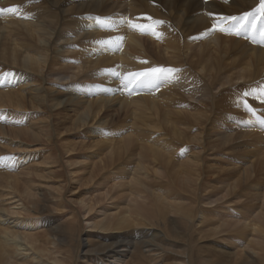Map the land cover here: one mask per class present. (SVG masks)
<instances>
[{
	"label": "bare ground",
	"instance_id": "1",
	"mask_svg": "<svg viewBox=\"0 0 264 264\" xmlns=\"http://www.w3.org/2000/svg\"><path fill=\"white\" fill-rule=\"evenodd\" d=\"M213 1L216 3H214ZM120 19H122V22H120ZM14 30H16V31H14ZM235 35L237 37H240V38L235 39L233 37ZM12 36H14L15 38ZM147 38L151 39L152 42H154L156 44L154 45L153 43H147L146 42ZM190 46L192 48H190ZM155 48L160 49V50H156ZM33 49H34V51H33ZM188 50H190V51H188ZM99 53L102 55V57L99 55ZM168 54H169V56L167 57ZM63 55H65V58H66L65 63L66 64H64L60 60V57H62ZM153 62L163 63L165 65H169L170 69L167 68L165 70V72H166L165 76L167 78V80L165 82L168 81V82L172 83L170 85H173V87H174V84H177V85H175L176 88L178 85L181 86V89L179 90L180 93H178V94H180V99L178 101L176 100V103L178 105L177 104L175 105V107L176 106L179 107V111L181 110L183 112L184 110H186L188 112H191V114L194 111H196V114L198 113L201 115V113H202V116L204 117V114L209 112V111L206 112L207 108H208V110L213 111V107L217 108L219 106V109H222V111H219V112L215 109V111H213V113H214V116L216 117V119H221V121L226 124L225 126L223 125L224 126L223 127L224 132H222V135H221V137L224 138L225 144H226V142H227V144L230 142V141H226L227 138H229V136H230V138L232 137V135H231L232 133L230 134L229 129L226 128V127H229L230 125H235V126H237L236 128L243 127V129H245L244 127L252 128V129H255L256 131L258 130V131L264 133V74H262V72L264 71V0H222V1L221 0H0V110L1 109L6 110V108H8V107H13V109L10 108V109H12L13 113L9 114L8 116H9V118L13 119V117H17V114H19L18 117H20V119H19L18 125H20L26 121V120L23 121V117L25 119H27L28 114H29V116H33V117H34V113L37 114V119L36 120H33V119L30 120L31 122H30L29 126L23 128V130H21V131H20V129H17V128H15L14 130L7 128V127H10L11 123H10V121H8L6 119V121H5L6 123H4V124H6V127L0 126V132L4 133L6 135L12 134V137L14 139H15V137H19V134L26 133V135L32 136V138L34 140H36L37 142L42 143L44 138H49L51 136V134L56 132V130H57L56 127L58 124H57V121L55 122V116H57V114L59 112L65 111L67 109L79 108L81 105L88 103L86 108L84 110L80 111L78 119H77L78 122L81 123L79 125H81V128H82L84 126L86 118H88L90 116L91 112H93L91 110H94V108H95V106L90 105L91 103L97 102V104L101 105L102 102H107V101L111 100V98L109 96H110V94H112L111 93L113 90L112 85H114L115 87L119 86L121 88H125V87L128 88V90H125V91L119 90L120 94H127V93H129L130 90L133 91L134 93L141 92V94H139V95L134 94V96H136V97L131 95L130 98L131 97L132 98L130 99V102L132 100L133 103H137V102L146 103L147 102V104H148L149 100H151L152 97L149 99V97H146L147 95L146 96H141V95L145 94L148 90L155 92L153 90V88H149L148 90H146V92H144L142 89H140L139 92H137V89L140 86L150 87L151 84H150L149 79H145V82H138L139 84L137 83V84L132 85V83L135 81V79L127 80V77L123 74H124V70L128 69L131 65H137V67H138L139 65H144V64L147 65V63L152 64ZM55 65H60L59 69L62 68L63 65H71L73 70L75 68L74 71H76V70L79 71V69H81V68L83 70L82 65H87L86 67H84L85 69L83 71V75L81 74L82 78L97 75V76H101L100 77V80H102L101 84L106 83V82L109 83V82H111V80L113 81V84H111V85H108V84L99 85V84H97V85L89 87L90 90H85L83 87L84 85L82 83H80V82L79 83H72L69 85L71 92L68 93L62 89L63 88L62 85H59L58 83H56L57 85H55V87H58V89L55 88V90H53L54 88L52 86L54 84L52 85L51 82H49L51 79H54L53 82H55V81L57 82L60 80H63V81L67 80V82H68V78L70 76H72L71 74H70V76H68L69 75L68 71H67L68 73H65V72L63 73V71L59 72L58 66L56 67ZM88 65H91V66H88ZM95 65H99V67L95 68L94 67ZM54 66L56 67L57 71L53 70ZM171 66H172V68H171ZM176 66H178L180 71H174L176 69ZM72 68H70V69H72ZM118 68H119V74H120L119 76H117ZM62 70H63V68H62ZM64 70L66 71V68ZM72 74H74V73H72ZM75 74H77V73L75 72ZM73 76H77V75H73ZM37 77H38V80H37ZM149 78H151V76H149ZM165 82H164V80L162 81V83H165ZM159 85H161V84H159ZM27 86L29 88V94L28 95L26 93V89H27L26 87ZM167 86H169V85H166L164 87H167ZM220 89H221V91L219 93V96H220V99H219V97L217 98L218 95H215L214 92H216V94H217L218 90H220ZM60 90H63V91H60ZM61 92H63L64 94L60 95ZM169 92H170V89H169ZM256 92H258V96H256ZM148 93H149V91H148ZM80 94H83L82 96L84 98L87 95L88 96L93 95L94 96L93 98L95 100L90 101L87 98L83 100V99L78 97ZM182 94H185L188 98L184 97ZM155 95H153V93H152V96H155ZM161 95L166 96L165 94H162V93H161ZM127 97H129V95ZM116 98L113 97L111 100V103H114L113 99H116ZM142 99H144V100H142ZM172 99H174V98H172ZM98 100H100V101H98ZM243 100H244V104H242ZM125 101H127V100H125ZM156 102H158V101H156ZM122 103H124V102H122ZM168 103H170V102H168ZM219 103H220V105H219ZM150 104H151L150 107H152V109L154 110V108H155L154 102L153 103L150 102ZM138 105H140V104H138ZM145 106L147 107V105H145ZM231 106H236L237 109L229 110ZM115 107H116V105H115ZM150 107H149V109H150ZM177 107L175 109H177ZM80 108L82 109L83 106H81ZM108 108H110V107H108ZM162 108H160V109H162ZM175 109H174V111H175ZM15 110H20V111H18L19 113H17ZM75 110H77V109H75ZM137 110H135V111H137ZM170 110H171V108H170ZM26 111H28V113H26ZM119 111H120V109H119ZM234 112L237 113L242 118H239L236 115H234L233 114ZM132 113H134V112L132 111ZM162 113H164V112H162ZM1 114H3V111H0V116H1ZM150 114H152L151 111H150ZM165 114H166V112H165ZM182 114H184V113H182ZM195 115H194V117H196ZM191 116L193 117V115H191ZM208 116H209V114H208ZM154 118H156V117H154ZM205 118H206V116H205ZM133 119L134 118H132L131 120H133ZM166 120H167V118H166ZM33 121H36V122H33ZM113 121H115V120H113ZM197 121H200V120L197 119ZM205 121H207V120H205ZM135 122H136V120H135ZM182 122H183V120H182ZM168 123H170V122H168ZM155 124H156V122H155ZM201 124H203V123L201 122ZM157 125H158V123H157ZM140 126H143V124H141ZM171 126H173V128H174V125H171ZM188 126L189 125H187V127ZM194 126H195V124H194ZM182 127H184V126H182ZM160 128L162 129V127H160ZM188 128H186V129H188ZM197 128H199V127H197ZM93 129H94V127H93ZM130 129H132V128L130 127L129 130ZM143 129L147 130V129H145V127ZM153 129H154V127H153ZM186 129L184 128V130H186ZM135 130L137 131L139 129L135 128ZM92 131L97 132L98 130H92ZM142 131H140V132H142ZM126 132H128V131H126ZM198 132H199V130H198ZM188 133H190V132H188ZM255 133L258 134V132H255ZM144 134L145 133H142V135H144ZM200 134H201V132H200ZM200 134H198V135H200ZM257 134L255 137H253L254 135L252 134L253 138L250 140L244 141L243 143L246 145H253V147H256L255 152H260L264 148V142H263L264 135H261V138H260V136ZM122 135H123V137H121V135H120V139H118V143H119L118 145H119L120 149L121 148L124 149L125 147H128L127 144L130 142L129 133L125 134V135L122 133ZM145 135H147L146 137H149L148 140L152 139V138H150L151 135L150 136H148V134H145ZM145 135H144V137H145ZM196 135L197 134H195V136ZM189 136H191V135L189 134ZM193 136L194 135L192 133V137ZM57 137H58V134L56 135V138ZM133 137L134 136H132V139H133ZM202 137L203 136H201V138ZM5 138L0 139V170L2 172H6V173L0 175V198H1L0 201H5V199H6V202H5L6 207L2 206L1 202H0V255L6 259V262H3L2 264H52V263L53 264H60V263L61 264H84V263L85 264H110V263H112V264H118V263L129 264L128 262L132 260V259H130L132 257H134V260H132L133 264H142L141 261H144L147 263L154 261L155 257H153V256H155L156 254L153 255V253H155V251L158 252L156 256H158V258L160 259V261H159L160 264H167L168 262L166 263V259H169V258H171L172 260L173 259L174 260H181V261L184 260V257H183V259H177L178 256L176 258L175 255L168 254L167 253L168 251L166 252V250L169 248L166 249V247H165L166 245L171 244V246H172L173 244H175V243H172V242H174V239L169 236V233H171L175 236H182V237L186 236L187 231H186V229L184 230V227L187 228V225L186 224L184 225V220L186 221L185 218L188 217V221L186 223L189 222V224H191V218L192 217H189V216H191L190 214H189V216H187V212H188L187 208H186L187 206L184 203H182L183 201L181 202V200L179 201V199L177 201V197L175 194L165 195L164 198L162 196V198H163L162 203H163V205L166 206L164 209L169 211L171 213V215L174 213L175 216L174 217L170 216V215L167 216L168 212L162 214L161 211L158 212L156 208H153L154 211H153V209L151 211L153 212L152 213L153 217L155 216V218H156L155 222H157V223L152 222L151 224H154V225L149 224L150 226L148 225L149 226L148 228H142L141 227L143 225L141 223H144L145 221H147L148 217L147 216L145 217L146 220L144 219L145 215L144 216L142 215L143 217H141V215H140L141 213H140V211H138L137 208H136L137 209L136 211L140 213L139 214L140 215L139 217H141L140 219H138V217L133 218L134 211L130 210L131 207H129V209H127V211H126V209L124 210L125 212H127V213H124L125 215L123 214L120 216L114 215L115 212H114V214H112L111 213L112 211L111 212L109 211V213H110V214L108 213L109 215L103 214L102 213L103 211L101 212V210H94L95 213H93L91 215H87L90 213L89 211L93 207H91L90 205H88V207H86V204H84V202L86 203V200L81 201L82 206H80V207L77 206V208H73L74 210L77 209V211H78V209H81V208L85 209V207H86V209H85V210H87L86 211V215H87L86 218H84L85 214H84V216H81L79 212L76 214L74 212V210L72 212V215L70 212V214L66 218H63V216L62 217L57 216L54 212H56L58 210H59L58 212H60V208L62 210V208H64L63 204H65L66 202H68V204H69L70 198H68L66 196L67 195L66 193L67 192L70 193V190H71L70 185L66 186L65 184L67 182L64 185L60 183L61 185H59V187L57 185V187L55 186L56 188H53L54 193H53V191L52 192L48 191V193L46 192L47 194H45L44 193L45 190H42L38 187H37V190H35L33 187V183L35 182L34 177H37V178L41 177V172H42V168L39 167L40 163L43 159V158H41L42 152H41V154H40V152L37 153L36 151H34V149H35L34 147H30V144L27 145L28 143L25 144L21 140H19L20 142L19 141H13L12 139L9 141H6L7 138L6 139ZM8 138H9V136H8ZM20 138H18V139H20ZM162 138H164V137H162ZM173 138L176 139L177 137L176 138L173 137ZM173 138H171V140ZM199 138H197V139H198V143L200 144L202 139L200 141ZM205 138H207V137H205ZM205 138H204V140H205ZM100 139H104V138H100ZM100 139H96V140L101 141ZM158 139L161 140V136ZM180 139L181 138H179V141H180ZM185 139L187 140V136ZM55 140H57V139H55ZM58 140H59V137H58ZM148 140H146V141H148ZM186 140H184V141L186 142ZM83 141L85 142L84 139H83ZM108 141H109V139H108ZM155 141H157V140H155ZM155 141L153 140L152 146L153 145L155 146V144H156ZM176 141L178 142V138ZM181 141H183V140H181ZM94 142H95V140H94ZM131 142L134 143V141H131ZM139 142L141 143V141H139ZM217 142H219V141H217ZM96 143H97V141H96ZM110 143H111V141H110ZM157 143H159V145L162 144L160 142H157ZM196 143H193L191 145H196ZM219 143H221V142H219ZM219 143H217V144H219ZM90 144H92V142ZM135 144H136V141H135ZM135 144H134V146H136ZM144 144H145V142H144ZM147 144H145V145H147ZM186 144H189V143H186ZM199 144H197V145L200 146ZM5 145L8 148H10L11 150L17 151L21 155L20 156L15 155L14 157H10L11 155L9 156V154H8L9 152L6 151ZM87 145H89V143ZM162 145L161 146L164 147V144H162ZM169 145H168V147H169ZM179 145H180V142H179ZM222 145H223V143H222ZM137 146H139V145L137 144ZM152 146H151V148H152ZM224 146H226V145H224ZM158 147L160 148V146H158ZM230 147L231 146H227L228 149ZM111 148L112 147H110V149ZM119 148H117V149H119ZM139 148H141V147H139ZM148 148H149V150L151 149L150 145ZM166 148L164 147L162 149L164 150ZM37 149H39V148H37ZM126 149L127 148H125V153H126ZM156 149H157V147H156ZM190 149H193V146H192V148H189L186 150L184 149L183 152L185 153V152L189 151ZM98 150L99 149H97V151ZM105 150L107 151L106 153H108V150L107 149H105ZM139 150H141V149H139ZM151 150L153 151L154 149H151ZM160 150H158V151H160ZM167 151H169V150L168 149H166V151L164 150L161 153V155L164 152L166 153ZM224 151H226V150H224ZM113 152H115V151H113ZM123 152H124V150H123ZM146 152H149V151L147 150ZM171 152H173V153H171L173 155L176 153V151H175V153H174V151H171ZM192 152H194V151H192ZM197 152L199 154V151H197ZM103 153H104V151H103ZM106 153H105V155H107ZM109 153H110V150H109ZM120 153H118V154H120ZM168 153L170 154V152H168ZM233 153H234V151H233ZM111 154L112 153H110L109 155L111 156ZM121 154H123V153H121ZM154 154H155V152H154ZM113 155H114V153H113ZM164 155L167 157V153ZM197 155H195L192 158H193V160H196L198 162V161H200L199 160L200 157ZM25 156H29V157L37 156L38 161L33 160L34 158H32V160L30 161L29 164H27L25 166H21L22 168H20L16 173H12L11 170H16L18 165H20L23 161L22 157H25ZM82 157L83 156L81 155V158ZM113 157H115V156H113ZM144 157L146 158V156H144ZM160 157H162V156H160ZM232 157L233 158L231 159V162H232V160H234V156H232ZM40 158H41V160H39ZM118 158H120V157H118ZM101 159H105V158H101ZM111 159L113 160L112 157H111ZM142 159H144V158L141 157V160ZM146 159H148V158H146ZM167 159H169V158L167 157ZM186 159L191 161V159L189 158V154H187ZM46 160H47V157H44L42 163H44ZM79 160H81V159H74V158L71 159L72 162H76ZM106 160L107 159H105V162H106ZM170 160H172V159L170 158ZM170 160L169 161L167 160L168 164H169V162L170 163L172 162ZM188 160H186L187 163L189 162ZM32 161H34V162H32ZM71 161H70V163H72ZM103 161H102V163H104ZM167 161H166V164H167ZM109 162L110 161H108V163ZM113 162H115V160ZM137 163L138 162L136 161V164ZM181 163L182 162H180L179 165H184ZM189 163H192V162H189ZM65 164H67V163H65ZM74 164H76V163H74ZM99 164H100V162H99ZM162 164H163V162H162ZM166 164H164V165H166ZM253 164H254V162H253ZM71 165H73V163ZM179 165H176V166H179ZM217 165L218 164L216 163V166ZM13 166H14V168H12ZM218 166H220V165H218ZM228 166H227V169H228ZM135 167H137V166L135 165ZM179 167H181V166H179ZM206 167H207V165H206ZM93 168H95V167H93ZM118 168L120 169V167H118ZM171 168H173V167H171ZM186 168H184V169H186ZM236 168L237 167H235L233 169H236ZM119 169H116V170H118L117 173L119 172ZM165 169H166V167H165ZM204 169H206V168H204ZM220 169H222V168H220ZM233 169H231V171ZM20 170H22V173H20ZM133 170H135V168ZM143 170H145V169H143ZM23 171H26V172L23 173ZM30 171H32L33 174H31ZM137 171H139V169ZM184 171H186V170H184ZM233 171H235V170H233ZM66 172L68 173L69 171L66 170ZM113 172H115V171H113ZM128 172H130V171L129 170L127 171V174L129 175ZM142 172H144V171H142ZM155 172H157V171H155ZM175 172H177V170ZM179 172H182V171L179 170ZM246 172H248V171H246ZM94 173L95 172H93V174ZM144 173H142V174H144ZM229 173H232V172L229 171ZM234 173H232V174H234ZM35 174H37V175L33 176ZM69 174H70V172H69ZM89 174H90V172H89ZM95 174H94V176H95ZM133 174H135L134 171H133ZM256 174H258V172L257 173L254 172L253 177H251L252 180H250V175H249L248 180L250 182L248 181L249 184H247V185L249 188L252 189V191H253V189L256 190L255 192L258 195H260L261 197H263V203L262 204H263V208H264V183H263L264 178H260V180L257 181V180H255V179H257V177H255V176H257ZM30 175H32V176H30ZM229 175H230V177L232 176L231 174H229ZM145 176H146V174H145ZM185 176L187 177V176H189V174H186ZM194 176H195V174L192 177H194ZM238 176H241V175H238ZM238 176H236V178H239ZM129 177H131V176H129ZM129 177H128V181H129V179H132ZM190 177H187V178L190 179ZM263 177H264V175H263ZM69 178H70V176H69ZM134 178H133V180L135 181L136 178L135 179ZM140 179H142V178H140ZM154 179H155V177H154ZM188 179H187V181H188ZM87 180H88V178H87ZM126 180H124V183H126L125 182ZM134 181H132V182H134ZM142 181H141V183H142ZM197 181H198V179H197ZM85 182L87 183V181H85ZM130 182L128 184V187H129V185H131ZM144 182H145V180L143 181V183ZM199 182H201V180ZM232 182H234V177L232 179ZM124 183H122V184H124ZM146 183H148V182H146ZM115 184L117 185V181ZM136 184L137 183H134L132 186L134 187ZM118 185H121V184H118ZM124 185L127 186V183ZM231 185H234V184H231ZM189 186H188V189L191 190V187L189 188ZM219 186H220V184H219ZM128 187H126V188H128ZM140 187L135 186L134 188H136V190H137V188H140ZM193 187H195V186H193ZM234 187L236 189L235 185H234ZM228 188H229V186H228ZM153 189H152V192L155 190V189L154 190ZM131 190L132 191L134 190V192H136L135 189H131ZM140 190H141V192L143 191L140 188L138 191L139 193L137 192V195L141 194L140 196H142L143 192L140 193ZM202 190H204V189H202ZM200 191L201 190L199 189V192ZM127 192H128V190H127ZM134 192H133V195L136 194V193L134 194ZM149 192L151 193V191H149ZM244 192H245V190H244ZM154 193H155V191H154ZM157 193H158V191H157ZM180 193H181V191H180ZM186 193H187V191H186ZM239 193H241V190ZM253 193H250V194L252 195ZM242 194H244V193L242 192ZM246 194H248V193H246ZM152 195H154V194H152ZM159 195H161V194H159ZM258 195H256L255 198H257V197L259 198ZM7 196H11L10 198H13L16 202L13 204H8L9 201H11V200H8ZM105 196H106V194H105ZM147 196L149 197V194ZM147 196L146 197L144 196L145 198H147V200H145V202L149 201L148 200L149 198ZM198 196H199V194H198ZM216 196H215V199H216ZM244 196H246V195L244 194ZM38 197H39V199H38ZM41 197H42V199H40ZM103 197H102V199H103ZM129 197L131 199L132 194H129L128 198ZM135 197H137V196H135ZM158 197L160 198L161 196H157V198ZM183 197H184V195H183ZM189 197H191V196H189ZM219 197H220V195H219ZM223 197L225 198V196H223ZM242 197H243V195H242ZM140 198L141 197H139V196L137 197V199H140ZM151 198L153 199L154 197H151ZM181 198L182 197H180V199ZM224 198H221V199H224ZM243 198H245V197H243ZM243 198H242V201L244 200ZM115 199H117V198H115ZM130 199L128 200L129 202L127 204H129L131 202L132 199L131 200ZM152 199L150 201H152ZM209 199H211V198H209ZM109 200H112V199H109ZM133 200H135L134 203H137L136 199H134V196H133ZM196 200H194V201H196ZM208 200H206V201H208ZM98 201H100V200H98ZM235 201H234V203H235ZM239 201H241V200L240 199L237 200V203H239ZM125 202H127V201H125ZM145 202L142 201L141 205H142V203L144 204ZM147 202H146V204H147ZM208 202L213 203V200H209ZM208 202L206 203L207 205L210 204ZM231 203L234 204L232 201L230 202V204ZM253 203H251V204H253ZM68 204L66 203V205H68ZM127 204H126V206H127ZM146 204H144L145 205L144 208L146 207ZM150 204H152V203H150ZM153 204H155V202ZM187 204H189V203L187 202ZM192 204H193V202L191 203V205ZM195 204L196 203H194V205ZM206 204H203V205H206ZM156 206L154 205V207H156ZM14 207H19V210L14 209ZM123 207L125 208V206H123ZM132 207L134 209L133 204H132ZM151 207H152V205H151ZM144 208L141 207V209H143V210H144ZM147 208L150 209V207H147ZM139 209H140V207H139ZM118 210H120V209H118ZM147 210H146V213H149V212H147ZM121 211H122V209H121ZM121 211H119V212H121ZM143 212H142V214H143ZM98 213H101L103 218L101 220H98V219L94 220L93 215H97ZM192 213H193V211L191 212V214ZM198 213L200 215L201 210H198ZM255 213H256V211H255ZM258 213H256V214H258ZM18 215H21L23 217L22 218H11L12 216H18ZM227 215H228V213H227ZM259 216H261V215H259ZM262 217H263L262 219H264V216H262ZM61 218H63V219H61ZM142 218H143L144 222H142ZM257 218H256V221H257ZM233 219H236V221H242L243 220V219L237 220V218H233ZM246 219H248V216ZM133 220H134V224L131 225L133 227L132 228L130 227L131 228L130 230H127V231L125 230V232L117 233V234L107 233L113 229L114 230H116L118 228L122 229V228H124V224L126 225L129 222H132ZM148 221H150V220H148ZM225 221L226 220H224V222ZM254 221H252V222H254ZM227 222L228 221H226L225 223H227ZM232 222H233V220H232ZM252 222L250 220L249 223L246 225L249 227V230L251 228V230L255 231L254 234L259 232L258 233V234H260L259 236H261V234H262V236L264 237V232H263L264 227L263 226L261 227V225H259V222H257L258 224L256 222H254V223H252ZM261 222H263V221H261ZM234 223H236V222H234ZM239 223H240L239 225H241L243 222H239ZM229 224L230 223L228 222V225ZM245 224H246V222H245ZM260 224L264 225L263 223H260ZM237 225H235V227ZM254 225H256V226H254ZM191 226L192 225H190L189 227H191ZM85 227H91V228L95 229L96 231L93 230L94 232L92 233L90 231L85 230ZM238 228H240V227L238 226ZM218 229H217V231H218ZM234 229H236V228H234ZM200 230H202V228ZM200 230L198 233H200ZM203 230L205 231V229H203ZM224 231H226V230H224ZM246 231H248V229L245 230V232ZM226 232H223V233H226ZM207 233H209V232H207ZM211 234H210V236H211ZM241 235H242V233H241ZM250 235H251V233H250ZM214 236H216V235H214ZM206 237L209 238L208 236H206ZM253 237H254V235H253ZM93 238H94V240H93ZM127 238H129V239H127ZM130 238H131L132 246H125V245H128L130 243ZM190 238H194V237H190ZM197 239L199 240V238H197ZM262 239H264V238H262ZM198 240L195 239V242H197ZM251 240H252V237H251ZM200 241H202L201 237H200ZM185 243H183L184 248L186 245ZM251 243H252V241H248V242L243 244L244 247L246 246V247H248V249L250 248L251 252H250V250H249V252L245 251L246 255L239 256L241 254V252L244 253V251H240L238 253L239 254L238 257H235L236 254L233 253V251H231L232 249L228 248L227 245L216 244L214 247V250L210 252L216 261L214 260L212 263L210 260L209 261L211 264H219L218 261H220V263H221V262H223V259L226 258L227 259L226 262L228 264H239L241 261L243 262V259H244L246 264H258V260H260L259 257L261 258V261L264 260V257L260 256L261 254H263V251H264L263 247L264 246L262 247L263 248L262 253H260L259 251L252 252L253 248L249 245ZM197 245H195V246H197ZM238 245H240V244L233 245V248L238 246ZM195 246L193 245L192 247H195ZM254 246L257 247L255 244H254ZM244 247L241 250L245 249ZM187 248H189V247H187ZM199 249L204 250V247L199 248ZM259 249L261 251V245H260ZM259 249H257V250H259ZM174 251L180 252V249L179 250H173V252ZM191 251H192V248H191ZM195 251L197 253L199 250L198 251L195 250ZM26 252H29V254H26ZM256 252L260 253L259 256L257 255ZM184 253L185 254H183V256L186 255V252H184ZM203 253L204 252H202V254ZM262 257H263V259H262ZM4 258H2V260ZM240 258H241V260H240ZM187 261H188V259H187ZM0 262H2V261L0 260ZM49 262H52V263H49ZM182 262H184V261H182ZM191 264H193V263H191ZM261 264H264V262Z\"/></svg>",
	"mask_w": 264,
	"mask_h": 264
},
{
	"label": "rangeland",
	"instance_id": "2",
	"mask_svg": "<svg viewBox=\"0 0 264 264\" xmlns=\"http://www.w3.org/2000/svg\"><path fill=\"white\" fill-rule=\"evenodd\" d=\"M222 1V0H221ZM214 2V1H213ZM216 3V2H214ZM66 4V3H65ZM67 5V4H66ZM123 19V18H122ZM122 19H120V22H122ZM17 30V29H16ZM14 30V31H16ZM14 37V36H12ZM235 39L237 38H240V37H237L236 35L233 36ZM8 38V37H7ZM15 38V37H14ZM244 39V38H243ZM146 42L147 43H153L154 45L156 43L152 42L151 39L147 38L146 39ZM149 48V47H148ZM190 48H192L190 46ZM150 49V48H149ZM156 50H160V49H157L155 48ZM77 50V49H76ZM34 51V49H33ZM190 51V50H188ZM99 55L102 57V55L99 53ZM169 56V54L167 55V57ZM60 60L64 63H65V55H63L62 57H60ZM88 60V59H87ZM92 60V59H91ZM149 64V65H148ZM56 67L58 66V69L60 67V65H55ZM53 67V70H56V67ZM64 66V67H63ZM62 68H60L58 71L59 72H62L63 73H68L67 75L70 76V74L72 76H70L68 78V82L67 80L63 81V80H60V81H55L53 82L54 79H51L49 82H51V84L53 85L52 87L54 88L53 90L58 89V87H55V85H57L56 83H58L59 85H62L63 86V90H65L66 92L70 93L71 92V89L69 87L70 84L72 83H82L84 86V89L85 90H90L89 87L91 86H94V85H103V84H108V85H111L113 84V81L111 80V82H106V83H102V80H100V77L101 76H97V75H94V76H88V77H85V78H82L81 76L83 75V71H84V67H86L87 65H82L83 67V70L82 68L76 71L75 68L73 70L72 66L71 65H63ZM88 66H91V65H88ZM101 66V65H100ZM95 68L99 67V65H95L94 66ZM141 67V68H140ZM66 68V71L64 70ZM72 68V69H70ZM107 68V67H106ZM169 68V65H165L163 63H155L153 62L152 64L151 63H147L144 64V65H139L137 67V65H131L128 69L124 70V74L126 77H127V80L129 79H135V81L132 83V85L134 84H137L138 82H145V79H149L150 81V84L151 86L150 87H145V86H140L138 89H137V92H139L140 89H142L144 92H146V90H148L149 88H153V90L155 92H152L151 90H148V91L141 95V96H146V97H149V99L152 97L151 100H149L148 104L147 102L144 103V102H137V103H133L132 100L130 102V96H134V94L136 95H139L141 94V92L139 93H134L133 91H129V93L127 94H120L119 93V90L120 91H125V90H128L127 87L125 88H121L119 86H114L112 85L113 87V90H112V94H110V98L112 100V98H116V99H113L114 103H111V100L110 101H107V102H102L101 105L97 104V102H93L91 103L90 105L91 106H95L94 110H91L93 112H91L90 116L88 118H86V121L84 123V126L81 128V124L80 122H78V116H79V113L81 110H84L87 106L88 103H85L81 106H83V108L81 109L80 107L79 108H75V109H67L65 111H62V112H59L57 114V116H55V122L57 121V127H56V132L51 134V136L49 138H44L43 139V142H37L36 140H34L32 138V136L30 135H26V133H21L19 134V137H15V139L12 137V134H4L2 132H0V139H4L5 137L8 139H6V141H9V140H13V141H19L21 140L22 142H24L25 144L29 145L30 144V147H34V151H36L37 153L42 152L41 154V158L44 159V157H47V160L43 162V159L40 163V166L42 168V172H41V177H34V183H33V187L35 190H37V187L42 189V190H45V194L48 193V191H53L54 193V189L53 188H56L57 185L59 187V185L61 184H65L66 182V186L70 185V193L67 192L66 196L68 198H70V201H69V204L68 202H66L68 205L63 204L64 208H60V212L56 211L54 212L57 216H63V218H66L70 212H71V215H72V212H73V208H77L82 206V203L81 201L82 200H86V203L84 202V204H86V207H88V205H90L91 207H93L89 212V214L87 215H91L94 212V210H101V212L103 214H107L109 215V211L114 214V215H117V216H120V215H123L124 213H127L125 212L124 210L126 209H129L130 210H133L134 211V214H133V218H137L140 219L141 217H143L144 215V219L146 220V216L148 217L147 218V221L144 222L143 218H142V222L144 223H141L143 224L141 227L142 228H148L152 222L154 223H157L155 222L156 218L155 216L153 217V212L151 211L153 208H156L158 212H162L163 213H166L168 212V215L167 216H175L174 213L171 215V213L169 211H167L166 209H164L166 206L163 205L162 203V200L163 198L165 197V195H169V194H175L176 197H177V201L179 199V201L181 200L182 203H184L187 207V216H189V214L191 216L189 217H192L191 218V224L186 223L188 221V217L185 218L186 221L184 220V225L186 224L187 225V228L184 227V230L186 229L187 233H186V238L185 237H182V236H175L171 233H169V236L172 237L174 239V242L172 243H175L171 246L170 245H166V252L168 254H173L176 256H178L177 259H183L184 257V262H182L181 260H172L171 258L169 259H166V263L167 264H211L215 259L214 257L211 255V251L214 250V247L216 244H222V245H227L228 248L232 249L231 251H233V253L236 254L235 257H238V253L240 251H244L241 252V254L239 256H244L246 255L245 251L249 252L250 248L248 249V247H244L243 244L248 242V241H252L251 244H249L253 249H252V252L254 251H259L260 253H262V249L264 248L263 244H264V238L261 234V236H259L260 234H258L259 232H257L256 234H254L255 231L249 230V227L246 226L249 221L251 220L254 221V222H259V225H261V227L264 225L260 224V223H263L264 224V219H262L264 216V208H263V197H261L260 195H258L253 189L249 188L247 184H249V175H250V180H252L251 177H253V174L254 172L258 174H256L257 176V179L255 180H260V178H264L263 175H264V148L263 150H261L260 152H255L256 150V147H253V145H246L244 144L243 142L244 141H247V140H250L252 139L253 137L256 136L257 133L255 132H258L257 135L260 136L261 138V135H264L263 132H260V131H256L255 129H252V128H246L244 127L245 129H243V127H240V128H236L237 126L235 125H230L229 127H226L229 129V133L232 135V137L230 138H227L226 141H230L228 144L226 142H224V138L221 137L222 135V132H224V126L226 125L224 122L221 121V119H216V117L214 116V113L213 111H215V109L219 112V111H222V109H219V106L217 108L213 107V111L211 110H208V108L206 109V114H204V117L202 116V113L201 115L200 114H196V111H192L193 113L191 114V112H188L186 110H184L183 112L180 110L179 111V107H177V109H175V105L177 104L176 103V100L178 101L180 99V89H181V86L178 85L177 88L175 87V85L177 84H174V87L173 85H170L172 83L170 82H165L167 80L166 76H165V70ZM172 68V66H171ZM170 69V68H169ZM61 70V71H60ZM68 71V72H67ZM72 71V72H71ZM74 71V72H73ZM81 71V72H80ZM174 71H180L178 66H176V69ZM75 72L77 74H75ZM74 73V74H72ZM79 73V74H78ZM82 74V75H81ZM262 74H264V71L262 72ZM73 75H77V76H73ZM119 68H118V73H117V76H119ZM80 76V77H79ZM149 76H151V78H149ZM71 79V80H70ZM37 80H38V77H37ZM164 80L165 83H162V81ZM139 84V83H138ZM161 84V85H159ZM166 85H169L167 87H164ZM170 87V88H169ZM179 87V88H178ZM26 93L27 95L29 94V88L28 86L26 87ZM167 89V90H166ZM169 89H170V92H169ZM222 89V88H221ZM220 90H218L217 94L216 92H214L215 95H218L217 98L219 97L220 99V96H219V93H220ZM63 90H60V91H63ZM159 92H158V91ZM179 91V92H178ZM164 92V93H163ZM166 92V93H165ZM177 92V93H176ZM152 93L153 95H156L155 96H152ZM155 93V94H154ZM160 93V94H159ZM162 94H165L166 96H162ZM174 95H173V94ZM64 93L61 92L60 95H63ZM159 94V95H158ZM176 94V95H175ZM83 94H80L78 97L81 98V99H88V100H95L93 97V95H90V96H86L85 98L82 96ZM125 95V96H124ZM129 95V97H127ZM179 95V96H178ZM184 97H187L185 94H182ZM113 96V97H112ZM168 96V97H167ZM173 96V97H172ZM256 96H258V92H256ZM128 99H127V98ZM136 97V96H134ZM179 97V98H178ZM93 98V99H92ZM109 98V99H110ZM119 98V99H118ZM154 98V99H153ZM174 98V99H172ZM176 98V99H175ZM188 98V97H187ZM222 98V97H221ZM121 99V100H120ZM172 101H171V100ZM127 100V101H125ZM144 100V99H142ZM100 101V100H98ZM117 101V102H116ZM158 101V102H156ZM119 102V103H118ZM124 102V103H122ZM127 102V103H126ZM150 102H154L155 104V108L154 110L152 109V107H150ZM170 102V103H168ZM111 103V104H110ZM116 103V104H115ZM144 105H143V104ZM109 104V105H108ZM120 104V105H119ZM140 104V105H138ZM242 104H244V100L242 101ZM111 105V106H110ZM114 105V106H113ZM116 105V107H115ZM118 105V106H117ZM132 105V106H131ZM147 105V107L145 106ZM161 105V106H160ZM163 105V106H162ZM178 105V104H177ZM220 105V103H219ZM168 106V107H167ZM173 106V107H172ZM110 107V108H108ZM125 107V108H124ZM150 107V109H149ZM164 109H163V108ZM13 107H8L6 108V110H0V111H3V114H1L0 116V126H5L6 127V119L8 121H10L11 125L10 127H7L11 130H14L15 128L17 129H20L23 130V128L29 126L30 124V120H36L37 119V114L34 113V117L33 116H29L28 114V117L27 119H25L23 117V121H25L24 123L18 125V122H19V119L20 117L19 114H17V117H13L12 118H9V114L13 113L12 112V109H10ZM138 110H137V109ZM162 108V109H160ZM167 108V109H166ZM171 108V110H170ZM175 111H174V109ZM112 109V110H111ZM118 109V110H117ZM120 109V111H119ZM181 109V108H180ZM237 109L236 106H231L229 110H235ZM73 110V111H72ZM111 110V111H110ZM137 110V111H135ZM140 110V111H139ZM142 110V111H141ZM145 110V111H144ZM173 110V111H172ZM178 110V111H177ZM225 110V109H224ZM17 113H19L18 111L20 110H15ZM127 111V112H126ZM132 111L134 113H132ZM149 111V112H148ZM150 111L152 112V114H150ZM156 111V112H155ZM160 111V112H159ZM113 112V113H112ZM119 112V113H118ZM132 114H131V113ZM164 112V113H162ZM166 112V114H165ZM176 112V113H175ZM26 113H28V111H26ZM162 113V114H161ZM184 113V114H182ZM211 113V114H210ZM213 113V114H212ZM130 114V115H129ZM160 114V115H159ZM165 114V115H164ZM193 115V117L191 115ZM196 114V115H195ZM209 114V116H208ZM234 115H236L237 117L239 118H242L240 117L237 113H233ZM113 115V116H112ZM137 115V116H136ZM159 115V116H158ZM194 115L196 117H194ZM132 116V117H131ZM206 116V118H205ZM58 117V118H57ZM117 117V118H116ZM123 117V118H122ZM156 117V118H154ZM164 117V118H163ZM201 119H200V118ZM104 118V119H103ZM132 118H134L133 120H131ZM167 118V120H166ZM180 118V119H179ZM204 118V119H203ZM211 120H210V119ZM17 119V120H16ZM171 119V120H170ZM183 122H182V120ZM197 119H199L200 121H197ZM115 120V121H113ZM136 120V122H135ZM204 120V121H203ZM207 120V121H205ZM17 121V122H16ZM130 121V122H129ZM185 121V122H184ZM187 121V122H186ZM195 121V122H194ZM33 122H36V121H33ZM97 122V123H96ZM156 122V124H155ZM170 122V123H168ZM199 124H198V123ZM201 122L203 124H201ZM116 123V124H115ZM130 123V124H129ZM158 123V125H157ZM160 123V124H159ZM173 123V124H172ZM177 123V124H176ZM109 124V125H108ZM141 124H143V126H140ZM195 124V126H194ZM197 124V125H196ZM101 125V126H100ZM130 125V126H129ZM134 125V126H133ZM137 125V126H136ZM161 125V126H160ZM171 125H174V128L173 126ZM176 125V126H175ZM178 125V126H177ZM187 125H189L187 127ZM199 125V126H198ZM224 125V126H223ZM127 126V127H126ZM136 126V127H135ZM171 126V127H170ZM184 126V127H182ZM203 126V127H202ZM94 127V129H93ZM131 127L132 129L129 130V128ZM142 129H141V128ZM145 127V129L147 130H144L143 128ZM154 127V129H153ZM158 127V128H157ZM162 127V129L160 128ZM196 129H195V128ZM199 127V128H197ZM210 127V128H209ZM136 129H139V130H135ZM177 128V129H176ZM184 128H188L186 130H184ZM204 128V129H203ZM212 128V129H211ZM236 128V129H235ZM59 129V130H58ZM157 129V130H156ZM171 129V130H170ZM175 129V130H174ZM190 129V130H189ZM206 129V130H205ZM210 129V130H209ZM64 130V131H63ZM92 130H98L97 132H93ZM128 132H126V131ZM132 130V131H131ZM143 130V131H142ZM155 130V131H154ZM184 130V131H183ZM199 130V132H198ZM203 130V131H202ZM222 130V131H221ZM131 131V132H130ZM134 131V132H133ZM142 131V132H140ZM147 131V132H146ZM152 131V132H151ZM158 131V132H157ZM174 131V132H173ZM182 131V132H181ZM196 131V132H195ZM232 131V132H231ZM151 132V133H150ZM155 134H154V133ZM162 132V133H161ZM165 132V133H164ZM167 132V133H166ZM185 132V133H184ZM190 132V133H188ZM195 132V133H194ZM201 132V134H200ZM203 132V133H202ZM58 134V137H59V140H58V137L56 138V135ZM61 133V134H60ZM122 133L125 135V134H128L130 135L129 139H130V142L127 144L128 147H125L127 148L126 149V153H125V148L124 149H120L119 148V143H118V139H120V135L121 137H123ZM142 133H145V134H148V136H150V138H152L151 140L148 138L149 137H146L147 135H142ZM180 133V134H179ZM192 133H193V137H192ZM255 133V134H254ZM3 134V135H2ZM61 136H60V135ZM137 134V135H136ZM154 134V135H153ZM161 134V135H160ZM163 134V135H162ZM165 134V135H164ZM189 134L191 136H189ZM195 134H197L195 136ZM200 134V135H198ZM241 134V135H240ZM252 134L254 135L252 137ZM5 135V136H4ZM141 135V136H140ZM182 135V136H181ZM207 135V136H206ZM238 135V136H237ZM9 136V138H8ZM53 136V137H52ZM132 136L133 139H132ZM140 138H139V137ZM161 136V140L158 139L159 137ZM187 136V140L185 139ZM200 138H199V137ZM203 136L205 138L202 137ZM234 136V137H233ZM243 136V137H242ZM21 137V138H20ZM95 137V138H94ZM143 137V138H142ZM155 137V138H154ZM164 137V138H162ZM173 137H177L178 138V142L176 141V139H174ZM190 137V138H189ZM195 137V138H194ZM216 137V138H215ZM220 137V138H219ZM20 138V139H18ZM100 138H104V139H100ZM171 138H173L171 140ZM179 138L180 141H179ZM202 139L201 143L199 144L198 143V139ZM219 138V139H218ZM223 138V139H222ZM53 139V140H52ZM57 139V140H55ZM83 139L85 140V142L83 141ZM87 139V140H86ZM96 139H100L101 141L99 140H96ZM109 139V141H108ZM115 139V140H114ZM141 141V143L138 141ZM229 139V140H228ZM233 139V140H232ZM47 140V141H46ZM50 140V141H49ZM95 140V142H94ZM104 140V141H103ZM117 140V141H116ZM148 140V141H146ZM153 140H157L155 141L156 144L155 146H152V142ZM183 140V141H181ZM186 140V142L184 141ZM223 142H222V141ZM232 140V141H231ZM3 141V140H2ZM53 141V142H52ZM56 143H55V142ZM87 141V142H86ZM90 141V142H89ZM97 141V143H96ZM111 141V143H110ZM131 141H134L131 142ZM135 141H136V144H135ZM150 141V142H149ZM189 141V142H188ZM199 141V142H200ZM209 141V142H208ZM221 143H219V142ZM20 142V141H19ZM92 142V144H90ZM99 142V143H98ZM147 144L145 145L144 144ZM147 142V143H146ZM154 142V143H155ZM157 142H160L162 144H164V147L166 149H168L169 151H167V157L169 159H167V157L164 155L166 154L165 152L161 155V153L166 149H162L164 147H162L163 145ZM179 142H180V145H179ZM191 142V143H190ZM196 143V145H191L193 143ZM264 142V140H263ZM52 143V144H51ZM70 143V144H69ZM89 143V145H87ZM96 145H95V144ZM143 143V144H142ZM186 143H189V144H186ZM204 143V144H203ZM206 143V144H205ZM219 143V144H217ZM223 143V145H222ZM48 144V145H47ZM51 144V145H50ZM70 146H69V145ZM82 144V145H81ZM94 144V145H93ZM109 144V145H108ZM130 144V145H129ZM134 144L136 146H134ZM137 144L139 146H137ZM142 144V145H141ZM170 144V145H169ZM186 144V145H185ZM197 144H199L200 146H198ZM221 144V145H220ZM38 145V146H37ZM45 145V146H44ZM73 145V146H72ZM75 145V146H74ZM100 145V146H99ZM107 145V146H106ZM112 145V146H111ZM116 145V146H115ZM141 145V146H140ZM149 145H150V148L152 146L151 149H154L153 151L150 149L149 150ZM162 145V146H161ZM169 145V147H168ZM177 145V146H176ZM191 145V146H190ZM203 145V146H202ZM211 145V146H210ZM226 145V146H224ZM6 146V145H5ZM61 146V147H60ZM67 146V147H66ZM69 146V147H68ZM80 146V147H79ZM96 148H95V147ZM131 146V147H130ZM160 146V148L158 147ZM193 146V149H190L189 151L187 152H183L184 149H189V148H192ZM195 146V147H194ZM197 146V147H196ZM227 146H231L229 149L227 148ZM72 147V148H71ZM76 147V148H75ZM105 147V148H104ZM110 147H112L111 149L115 152H113ZM141 147V148H139ZM203 147V148H202ZM220 147V148H219ZM6 148V151L9 152V156L10 157H14L15 155H18L20 156L21 154L18 153L17 151L15 150H11L10 148H8L7 146L5 147ZM39 148V149H37ZM67 148V149H66ZM102 148V149H101ZM119 148V149H117ZM212 148V149H211ZM97 149H99L97 151ZM107 149L108 150V153H109V150H110V153L111 156L106 153L107 151L105 150ZM141 149V150H139ZM203 149V150H202ZM215 149V150H214ZM236 149V150H235ZM243 149V150H242ZM251 149V150H250ZM124 150V152H123ZM149 151V152H146V151ZM156 150V151H155ZM176 151V153L173 155L171 153V151ZM226 150V151H224ZM104 151V153H103ZM112 151V152H111ZM151 151V152H150ZM194 151V152H192ZM199 151V154L198 152ZM234 151V153H233ZM237 151V152H236ZM123 153V154H118V153ZM142 152V153H141ZM144 152V153H143ZM155 152V154H154ZM157 152V153H156ZM170 152V154L168 153ZM245 152V153H244ZM105 153L107 155H105ZM114 153V155H113ZM147 153V154H146ZM191 153V154H190ZM193 153V154H192ZM249 153V154H248ZM102 154V155H101ZM134 154V155H133ZM169 154V155H168ZM187 154H189V158L191 159V161H189L188 159H186V156ZM198 154V155H197ZM234 154V155H233ZM248 154V155H247ZM254 154V155H253ZM256 154V155H255ZM46 155V156H45ZM81 155L83 156L81 158ZM124 155V156H123ZM185 155V156H184ZM191 155V156H190ZM195 155L199 156L200 157V161H196V160H193L192 157H194ZM258 155V156H257ZM115 156V157H113ZM144 156H146V159ZM162 156V157H160ZM217 156V157H216ZM232 156H234V160H232L231 162V159L233 158ZM110 157V158H109ZM111 157L113 158V160L111 159ZM120 157V158H118ZM129 157V158H128ZM141 157H143L144 159L141 160ZM166 157V158H165ZM174 157V158H173ZM32 158H34L33 160H37L38 161V158L37 156L35 157H29V156H25V157H22L23 161L20 165H18V167L16 168V170H11L12 173H16L20 168H22L21 166H25L27 164L30 163V161L32 160ZM41 158L39 160H41ZM81 159L79 161H76V162H72L71 159ZM101 158H105L107 159L106 162H105V159H101ZM127 158V159H126ZM138 158V159H137ZM152 158V159H151ZM165 158V159H164ZM170 158L172 160H170ZM64 159V160H63ZM172 161L171 163L169 162L168 164V161ZM177 159V160H176ZM188 160L189 162H192V163H187L186 160ZM224 159V160H223ZM66 160V161H65ZM104 160V161H103ZM115 160V162H113ZM142 162H141V161ZM181 160V161H180ZM70 161L73 163V165H71L72 163H70ZM102 161L104 163H102ZM108 161H110L108 163ZM136 161L138 162L136 164ZM140 161V162H139ZM165 161V162H164ZM166 161H167V164H166ZM182 162L181 164H184V165H179L180 162ZM194 161V162H193ZM228 163H227V162ZM34 162V161H32ZM100 162V164H99ZM163 162V164H162ZM236 162V163H235ZM254 162V164H253ZM67 163V164H65ZM76 163V164H74ZM178 163V164H177ZM186 163V164H185ZM216 163L220 166H216ZM95 164V165H94ZM114 164V165H113ZM166 164V165H164ZM188 164V165H187ZM191 164V165H190ZM193 164V165H192ZM200 164V165H199ZM202 164V165H201ZM207 167H206V165ZM211 164V165H210ZM231 164V165H230ZM59 165V166H58ZM102 165V166H101ZM104 165V166H103ZM111 165V166H110ZM135 165L138 167H135ZM156 165V166H155ZM170 165V166H169ZM173 165V166H172ZM176 165H179V166H176ZM187 165V166H186ZM204 165V166H203ZM229 165V166H228ZM237 167L236 169H233ZM38 166V165H37ZM97 166V167H96ZM102 168H101V167ZM106 166V167H105ZM109 168H108V167ZM159 168H158V167ZM212 166V167H211ZM224 166V167H223ZM226 166V167H225ZM227 166H228V169H227ZM231 166V167H230ZM240 166V167H239ZM249 166V167H248ZM67 167V168H66ZM95 167V168H93ZM120 167V169L118 168ZM166 167V169H165ZM173 167V168H171ZM176 167V168H175ZM188 169H187V168ZM218 167V168H217ZM230 167V168H229ZM246 167V168H245ZM255 167V168H254ZM14 168V166L12 167ZM113 168V169H112ZM123 168V169H122ZM135 168V170L133 169ZM145 170H143V169ZM182 171V172H179V170ZM186 168V169H184ZM206 168V169H204ZM214 168V169H213ZM222 168V169H220ZM104 169V170H103ZM106 169V170H105ZM116 169H119V172L117 173L118 170ZM139 169V171H137ZM157 169V170H156ZM163 169V170H162ZM165 169V170H164ZM169 169V170H168ZM198 169V170H197ZM218 169V170H217ZM225 169V170H224ZM231 169L235 170V171H231ZM250 169V170H249ZM66 170H68L70 172L67 173ZM102 170V171H101ZM130 171L128 172L129 175L127 174V171ZM141 170V171H140ZM177 170V172H175ZM186 170V171H184ZM188 170V171H187ZM190 170V171H189ZM252 170V171H251ZM255 170V171H254ZM1 171V170H0ZM101 171V172H100ZM115 171V172H113ZM133 171L135 174H133ZM136 171V172H135ZM144 171V172H142ZM157 171V172H155ZM162 171V172H161ZM174 171V172H173ZM198 171V172H197ZM204 171V172H203ZM213 171V172H212ZM221 171V172H220ZM232 172V173H229ZM240 171V172H239ZM248 171V172H246ZM2 172V171H1ZM0 172V175L6 173V172ZM26 171H23V173H25ZM29 172V171H28ZM31 174H33L32 171H30ZM90 172V174H89ZM93 172H95V176L93 174ZM99 172V173H98ZM104 172V173H103ZM132 172V173H131ZM167 172V173H166ZM170 172V173H169ZM173 172V173H172ZM188 172V173H187ZM215 172V173H214ZM238 172V173H237ZM246 172V173H245ZM20 173H22V170H20ZM123 173V174H122ZM144 173V174H142ZM162 173V174H161ZM192 173V174H191ZM203 173V174H202ZM224 173V174H223ZM249 173V174H248ZM262 173V174H261ZM146 174V176H145ZM153 174V175H152ZM186 174H189V176L187 177H190V179H188L185 175ZM191 174V175H190ZM195 174L194 177H192L193 175ZM218 174V175H217ZM231 174L232 176L230 177ZM252 174V175H251ZM37 174L33 175V176H36ZM106 175V176H105ZM133 175V176H132ZM227 175V176H226ZM238 175H241V176H238ZM32 176V175H30ZM70 176V178H69ZM93 176V177H92ZM131 176V177H129ZM200 176V177H199ZM226 176V177H225ZM236 176H238L239 178H236ZM22 177V176H21ZM64 177V178H63ZM117 177V178H116ZM128 177L129 178H132V179H129L128 181ZM136 179H135V178ZM144 177V178H143ZM155 177V179H154ZM185 177V178H184ZM199 177V178H198ZM234 177V182H232V179ZM88 178V180H87ZM108 178V179H107ZM120 178V179H119ZM133 178L135 179V181L133 180ZM142 178V179H140ZM224 178V179H223ZM65 179V180H64ZM127 179V180H126ZM188 179V181H187ZM198 179V181H197ZM87 181V183L85 181ZM124 180H126L125 182L127 183V186L124 185L126 183H124ZM134 182H132V181ZM145 180V184L141 183V181ZM170 180V181H169ZM190 180V181H189ZM192 180V181H191ZM194 180V181H193ZM201 180V182H199ZM223 180V181H222ZM227 182H226V181ZM64 181V182H63ZM84 181V182H83ZM117 181V185L115 184ZM131 181V182H130ZM137 181V182H136ZM218 181V182H217ZM249 181V182H248ZM115 182V183H114ZM129 187H128V184ZM148 182V183H146ZM232 182V183H231ZM61 183V184H60ZM124 183V184H122ZM134 183H137L135 186H141L140 188L143 190V194L142 196L140 195H137V192L139 191L140 188H134L132 185ZM150 183V184H149ZM156 183V184H155ZM185 183V184H184ZM195 183V184H194ZM222 183V184H221ZM234 184L236 186V189L234 187V185H231V184ZM264 183V182H263ZM118 184H121V185H118ZM148 186H147V185ZM166 184V185H165ZM210 184V185H209ZM220 184V186H219ZM145 185V186H144ZM190 185V186H189ZM192 185V186H191ZM200 185V186H199ZM231 185V186H230ZM56 186V187H55ZM65 186V187H66ZM132 186V187H131ZM157 186V187H156ZM188 186L189 188L191 187V190L188 189ZM195 186V187H193ZM202 186V187H201ZM229 186V188H228ZM128 187V188H126ZM151 187V188H150ZM199 187V188H198ZM211 187V188H210ZM234 187V188H233ZM146 188V189H145ZM148 188V189H147ZM155 190H154V189ZM158 188V189H157ZM195 188V189H194ZM218 188V189H217ZM224 188V189H223ZM226 188V189H225ZM245 188V189H244ZM52 189V190H51ZM58 189V188H57ZM131 189H135L136 192H134V190L132 191ZM145 189V190H144ZM152 189L155 191L152 192ZM179 189V190H178ZM199 189L201 190L199 192ZM204 189V190H202ZM233 189V190H232ZM59 190V189H58ZM128 190V192H127ZM178 190V191H177ZM193 190V191H192ZM195 190V191H194ZM241 190V193H239ZM248 193V194H246ZM151 191V193L149 192ZM158 191V193H157ZM162 191V192H161ZM164 191V192H163ZM181 191V193H180ZM187 191V193H186ZM191 191V192H190ZM224 191V192H223ZM248 191V192H247ZM47 192V193H46ZM133 192L135 195H133ZM141 190H140V193H142ZM145 192V193H144ZM161 192V193H160ZM189 192V193H188ZM223 192V193H222ZM242 192L246 195L244 196V194H242ZM254 192V193H253ZM139 193V192H138ZM168 193V194H167ZM220 197H219V195ZM250 193H253L252 195ZM106 194V196H105ZM128 194V195H127ZM129 194H132V200L130 199V197L128 198ZM149 194V197L147 195ZM151 194V195H150ZM154 194V195H152ZM161 194V195H159ZM180 194V195H179ZM199 194V196H198ZM209 194V195H208ZM217 196H216V195ZM240 194V195H239ZM117 195V196H116ZM184 195V197H183ZM245 197L243 198L242 197ZM251 195V196H250ZM258 195L259 198H255V196ZM104 196V197H103ZM116 196V197H115ZM133 196H134V199H136V202L137 203H134L135 200H133ZM135 196H139L141 197L140 199H137V197ZM147 196L149 199V201L145 202V200H147V198L145 197ZM157 196H161L160 198ZM163 196V198H162ZM191 196V197H189ZM193 196V197H192ZM215 196H216V199H215ZM225 196V198L223 197ZM236 196V197H235ZM11 196H7V199L8 200H11L9 201L8 204H13L15 203L16 201L13 199V198H10ZM103 197V199H102ZM151 197H154L153 199ZM179 197V198H178ZM180 197H182L180 199ZM252 197V198H251ZM6 198V197H5ZM93 198V199H92ZM98 198V199H97ZM117 198V199H115ZM186 198V199H185ZM192 198V199H191ZM201 198V199H200ZM211 198V199H209ZM221 198H224V199H221ZM242 198L244 199L242 201ZM248 198V199H247ZM1 199V198H0ZM3 199V198H2ZM39 199V197H38ZM42 199V197L40 198ZM109 199H112V200H109ZM131 200V204H127L129 201L128 200ZM152 199V201H150ZM185 201H184V200ZM196 201H194V200ZM213 200V203H210L208 202L209 200ZM215 199V200H214ZM227 199V200H226ZM241 200L239 201V203H237V200ZM251 199V200H250ZM91 200V201H90ZM100 200V201H98ZM160 200V201H159ZM192 200V201H191ZM208 200V201H206ZM236 200V201H235ZM253 200V201H252ZM72 201V202H71ZM127 201V202H125ZM133 201V202H132ZM144 201L146 204V207L144 208V204L142 203L141 205V202ZM189 204H187V202ZM233 202L235 201L234 204H230V202ZM248 201V202H247ZM1 202V205L6 207V199L5 201H0ZM5 204H4V203ZM71 202V203H70ZM90 202V203H89ZM155 202V204H153ZM193 202V204L191 205V203ZM210 203V204H206V203ZM229 202V203H228ZM241 202V203H240ZM247 202V203H246ZM250 202V203H249ZM254 202V203H253ZM74 203V204H73ZM81 203V204H80ZM95 203V204H94ZM98 203V204H97ZM152 203V204H150ZM194 203H196L194 205ZM198 203V204H197ZM225 203V204H224ZM253 203V204H251ZM127 204V206H126ZM132 204L134 205V209L132 207ZM203 204H206V205H203ZM229 206H228V205ZM251 206H250V205ZM75 205V206H74ZM95 205V206H94ZM136 205V206H135ZM138 205V206H137ZM141 205V206H140ZM150 205V206H149ZM152 205V207H151ZM154 205L156 207H154ZM203 205V206H202ZM218 205V206H217ZM261 207H260V206ZM125 206V208L123 207ZM194 206V207H193ZM196 206V207H195ZM206 206V207H205ZM214 206V207H213ZM235 206V207H234ZM259 206V207H258ZM85 207V209H86ZM127 207V208H126ZM140 207V209H139ZM141 207L144 208L141 209ZM147 207H150V209H148ZM203 207V208H202ZM208 207V208H207ZM138 209L139 212H137L136 210ZM190 208V209H189ZM211 208V209H210ZM233 208V209H232ZM260 208V209H259ZM13 209V208H12ZM14 209L16 210H19V207H14ZM67 209V210H66ZM71 209V210H70ZM84 208H81V209H75L74 212L77 214L78 212L80 213L81 216H84L85 214V217H87L86 215V211ZM116 209V210H115ZM120 209V210H118ZM122 209V211H121ZM148 209V210H147ZM205 209V210H204ZM236 209V210H235ZM258 209V210H257ZM118 210V211H117ZM146 210L147 212L149 213H146ZM198 210H201V214L199 215L198 213ZM234 210V211H233ZM238 210V211H237ZM252 210V211H251ZM254 210V211H253ZM62 211V212H61ZM121 211V212H119ZM144 211V212H143ZM154 211V209H153ZM165 211V212H164ZM193 211V213L191 214V212ZM224 211V212H223ZM237 211V212H236ZM251 211V212H250ZM258 213L256 214L255 213ZM143 212V214H142ZM243 214H242V213ZM250 212V213H249ZM254 212V213H253ZM263 212V213H262ZM88 213V212H87ZM109 213V214H108ZM121 213V214H120ZM138 213V214H137ZM146 213V214H145ZM228 213V215H227ZM262 213V214H261ZM141 217H139L140 215ZM161 214V215H162ZM194 214V215H193ZM252 216H251V215ZM125 215V214H124ZM132 215V214H131ZM143 215V216H142ZM149 215V216H148ZM152 215V216H151ZM193 215V216H192ZM261 215V216H259ZM94 216V220H101L103 218L102 214L101 213H98L97 215H93ZM248 216V219H246ZM254 216V217H253ZM23 216L21 215H18V216H12L11 218H22ZM177 217V216H176ZM202 217V218H201ZM205 217V218H204ZM226 217V218H225ZM243 217V218H242ZM258 217V218H257ZM61 218V219H63ZM207 218V219H206ZM224 218V219H223ZM232 218V219H231ZM233 218H237V220H244L245 222L242 220V221H236V219H233ZM250 218V219H249ZM252 218V219H251ZM256 218H257V221H256ZM262 220H261V219ZM154 219V220H153ZM228 219V220H227ZM263 221V222H261ZM150 220V221H148ZM221 220V221H220ZM224 220L228 221L230 224L228 225V222L225 223ZM230 220V221H229ZM233 220V222H232ZM235 220V221H234ZM249 220V221H248ZM259 220V221H258ZM139 221V220H138ZM137 221V222H138ZM225 223H223V222ZM136 222V221H135ZM149 222V223H148ZM236 222V223H234ZM239 222H243L241 225H239L240 223ZM252 222V223H254ZM129 224V225H128ZM128 224H124V228L122 229H116V230H111L107 233H111V234H117V233H123L125 232V230H130L134 224V220L132 222H129ZM218 224V225H217ZM225 226H224V225ZM237 225L235 227V225ZM244 224V225H243ZM258 224V223H257ZM146 225V226H145ZM149 225V226H148ZM151 225H154V224H151ZM190 225H192L191 227H189ZM223 225V226H222ZM232 225V226H231ZM250 225V224H249ZM221 228H220V227ZM231 226V227H230ZM238 226L240 228H238ZM256 226V225H254ZM123 227V226H122ZM127 227V228H126ZM131 227V228H130ZM224 227V228H223ZM227 227V228H226ZM230 227V228H229ZM248 227V228H247ZM260 227V226H259ZM193 228V229H192ZM202 228V230H200ZM212 228V229H211ZM219 228V229H218ZM223 228V229H222ZM236 228V229H234ZM205 229V231L203 230ZM218 229V231H217ZM230 229V230H229ZM234 229V230H233ZM243 231H241V230ZM245 232V230H247ZM259 229V228H258ZM85 230L87 231H90V232H94L96 231L95 229L91 228V227H85ZM94 230V231H93ZM119 230V231H118ZM192 230V231H191ZM197 230V231H196ZM200 230V233H198ZM207 230V231H206ZM211 230V231H210ZM213 230V231H212ZM226 230V231H224ZM36 231V230H35ZM239 231V232H238ZM253 231V232H252ZM192 232V233H191ZM209 232V233H207ZM223 232H226V233H223ZM231 232V233H230ZM264 232V231H263ZM212 233V234H211ZM218 233V234H217ZM242 233V235H241ZM251 233V235H250ZM201 234V235H200ZM207 234V235H206ZM209 234V235H208ZM211 234V236H210ZM193 235V236H192ZM200 235V236H199ZM203 235V236H202ZM216 235V236H214ZM254 235V237H253ZM199 238V240L196 238ZM199 236V237H198ZM206 236H210L209 238H207ZM236 236V237H235ZM243 236V237H242ZM190 237H194V238H190ZM200 237L202 238V241H200ZM251 237H252V240H251ZM258 237V238H257ZM182 238V239H181ZM226 238V239H225ZM241 238V239H240ZM129 239V238H127ZM177 239V240H176ZM180 239V240H179ZM185 239V240H184ZM195 239L198 240L197 242H195ZM211 239V240H210ZM94 240V238H93ZM176 240V241H175ZM187 240V241H186ZM191 242H190V241ZM225 240V241H224ZM194 241V242H193ZM200 241V242H199ZM186 242V243H185ZM193 242V243H192ZM183 243H185V248H184V245ZM196 243V244H195ZM225 243V244H224ZM234 243V244H233ZM103 244V243H102ZM128 244V243H127ZM198 244V245H197ZM232 244V245H231ZM235 244H240L236 247L233 248V245ZM254 244L257 246L255 247ZM195 246V247H192V246ZM213 247H212V246ZM259 245V246H258ZM261 245V251L259 249ZM125 246H132L131 244V238H130V243L128 245H125ZM189 248H187V247ZM254 246V247H253ZM204 247V250L203 249H199V248H202ZM245 248L243 250H241L242 248ZM263 247V248H262ZM179 250L180 249V252L179 251H174L173 250ZM177 248V249H176ZM183 248V249H182ZM191 248H192V251H191ZM195 248V249H194ZM238 248V249H237ZM240 248V249H239ZM123 249V248H122ZM237 251H236V250ZM259 249V250H257ZM125 250V249H124ZM144 250V249H143ZM195 250H199L197 253ZM202 250V251H201ZM195 251V252H194ZM207 251V252H206ZM173 252V253H172ZM184 252H186V255L188 256H183V254H185ZM202 252H204L202 254ZM237 252V253H236ZM251 252V250H250ZM157 251H155V253H153V255H157ZM257 253V252H256ZM260 253H257V255L259 256ZM26 254H29V252H26ZM94 254V253H93ZM191 254V255H190ZM196 254V255H195ZM198 254V255H197ZM263 254H264V251H263ZM261 254L260 256H263L264 255ZM152 255V256H153ZM153 256L155 257V260L152 261V262H144V261H141L142 264H160L159 261L160 259L158 258V256ZM194 258H193V257ZM262 257V259H263ZM0 260L2 262H0L1 264L3 262H6V259L0 255ZM2 258H4L2 260ZM212 258V259H211ZM132 260H134V257L130 258ZM158 259V260H157ZM188 259V261H187ZM196 259V260H195ZM203 259V260H202ZM243 259V258H242ZM260 260H258V264L260 263H263V261H261V258L259 257ZM129 261L128 263L129 264H133V262ZM208 262L209 260L210 261L207 263L206 261ZM226 258L223 259V262L220 263V261H218L219 264H228L226 262ZM241 260V258H240ZM110 261V260H109ZM173 261V262H172ZM198 261V262H197ZM216 261V260H215ZM261 261V262H260ZM204 262V263H203ZM225 262V263H224ZM49 263H52V262H49ZM110 263V262H109ZM246 264L245 263V260L243 259V262L241 261L239 264ZM53 264V263H52ZM61 264V263H60ZM85 264V263H84ZM112 264V263H110ZM120 264V263H118Z\"/></svg>",
	"mask_w": 264,
	"mask_h": 264
}]
</instances>
